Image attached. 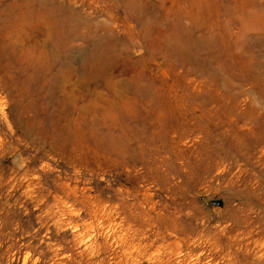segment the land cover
I'll list each match as a JSON object with an SVG mask.
<instances>
[{
    "label": "rangeland",
    "instance_id": "rangeland-1",
    "mask_svg": "<svg viewBox=\"0 0 264 264\" xmlns=\"http://www.w3.org/2000/svg\"><path fill=\"white\" fill-rule=\"evenodd\" d=\"M135 1L0 0V264H264V0ZM50 85L125 155L60 143Z\"/></svg>",
    "mask_w": 264,
    "mask_h": 264
},
{
    "label": "bare ground",
    "instance_id": "bare-ground-1",
    "mask_svg": "<svg viewBox=\"0 0 264 264\" xmlns=\"http://www.w3.org/2000/svg\"><path fill=\"white\" fill-rule=\"evenodd\" d=\"M126 1L127 2L130 1L135 5L132 8L133 11H137V12L140 11L139 9L141 5L138 1L137 2L135 0H126ZM51 7L53 14L63 10V7L57 4H52ZM192 45L198 50H207V47L210 45V40H208L207 37H204L199 41L193 42ZM182 50L183 49L182 46L179 44V41L172 38L171 45L169 46V51L175 53L176 55H183ZM106 73L107 71L106 68H104V66L91 68L90 72L86 75L87 78L81 79V80H85L82 81L85 84L84 90L87 91L88 93H91V91L89 90L91 85L99 84ZM130 90H133L135 94H140V95L146 94V87L143 84L130 85L128 84V82L122 80L120 81L119 85H117V88L114 91H112L111 94L114 98H123L126 97V93ZM49 93H50L49 96L50 98L47 101V106H48L47 108H48V117H49L50 125L54 126V133L55 135L58 136L60 143L66 145L69 148L71 146H77L79 149H82L79 151L81 161L89 159L90 161L93 162H99L102 161L103 159H109L110 157H113V155L120 156V158H122V156L125 155L127 149L129 148L130 138L128 132L120 129H116L114 127L113 122L116 119L114 112H112L111 114H106L104 112L103 114L99 112H97V114H90L82 110L80 107H77L78 103H74L68 98L66 99V97L64 98L57 97L51 85L49 88ZM96 95H97V99H96L97 101L104 99L102 93L97 92ZM114 104L115 103L113 101L112 105ZM113 107L115 108V106ZM124 125L125 124H123L122 126L124 127ZM85 142H88L87 147L90 149L84 150ZM200 252H202V250ZM177 259L178 260L175 261L176 264L198 263L197 258L192 259L190 261L188 259V256L180 257Z\"/></svg>",
    "mask_w": 264,
    "mask_h": 264
}]
</instances>
